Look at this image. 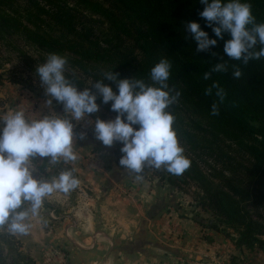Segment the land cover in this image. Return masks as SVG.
<instances>
[{"label":"trees","instance_id":"1","mask_svg":"<svg viewBox=\"0 0 264 264\" xmlns=\"http://www.w3.org/2000/svg\"><path fill=\"white\" fill-rule=\"evenodd\" d=\"M105 1L118 18L109 20L108 30L96 37L85 26L76 28L72 24L65 0H0V36L16 37L49 54L67 55L72 65L94 83L111 70L120 79L134 76L148 80L151 67L161 58L169 59V83L181 92L179 103L171 111L176 115L178 137L187 148L191 165L181 176L160 171V179L175 187L196 180L199 204L236 233L233 243L239 251L264 246V219L256 220L251 214L252 209L264 207V58L248 64L230 60L223 52L230 36L225 33L223 39L215 37L206 18L199 14L205 7L200 0ZM251 3L257 21L264 22V0ZM53 20L55 28L50 26ZM192 21L217 39L208 51H199L185 28ZM221 58L226 59L228 70L214 72L205 80L203 74ZM234 66L242 71L239 79L233 76ZM74 76L80 83L78 88H82L83 81ZM4 81L18 82L0 74V87ZM213 82L225 90L222 103L215 89L211 95L206 94ZM105 83L118 91L111 81ZM97 103L100 112L91 114V118H101L105 113L115 118L111 102L103 104L98 98ZM213 103L218 104V115H211ZM222 146L232 148L236 155H226L219 170H202L195 158H217Z\"/></svg>","mask_w":264,"mask_h":264},{"label":"clouds","instance_id":"2","mask_svg":"<svg viewBox=\"0 0 264 264\" xmlns=\"http://www.w3.org/2000/svg\"><path fill=\"white\" fill-rule=\"evenodd\" d=\"M200 3L205 7L199 14L206 18L215 37L223 39L225 33L229 34L223 52L230 60L248 64L264 58V22L257 21L251 0H200ZM185 28L199 51H208L218 42L198 22H188ZM67 65L66 56L53 52L36 67L41 86L49 97L45 105L51 108L55 100L62 105L63 114L53 110L29 116L21 108L0 114V230L13 236L29 235L33 218L46 224L41 216L46 201L53 194H70L80 186L75 168L59 171L54 168L78 160L76 140L86 139L87 133L77 134L74 122L86 121L97 113L98 98L103 104L111 102L110 109L116 116L109 120L97 116L89 121L94 123V138L106 147L120 143L119 169L136 183H144L149 171L181 176L191 165L178 137L176 115L171 111L179 103L181 92L169 83L172 68L169 59L161 58L155 63L148 80L134 76L120 79L111 70L95 83L89 80L82 90L77 78L66 74ZM227 70L226 59L221 58L203 78L207 80L212 73ZM233 76L237 79L242 76L239 67L234 66ZM105 81L115 84L118 91ZM213 89L222 103L225 90L213 82L206 94L211 95ZM218 114V104L213 103L211 115ZM37 158H46L41 163L42 171L33 166Z\"/></svg>","mask_w":264,"mask_h":264},{"label":"rangeland","instance_id":"3","mask_svg":"<svg viewBox=\"0 0 264 264\" xmlns=\"http://www.w3.org/2000/svg\"><path fill=\"white\" fill-rule=\"evenodd\" d=\"M65 2V11L72 18V24L76 28L85 26L96 37L108 30L111 23L109 20L118 18L114 8L105 0ZM55 23L54 20L51 22V28L56 27ZM1 36L0 74L14 77L18 82L4 81L0 87V114L17 108L23 109L29 116L49 114L53 110L63 114V107L59 102L54 100L51 108L45 105L49 97L36 74L37 65L43 63L49 53L16 37ZM67 69L66 74L76 75L83 81V86H87L89 80H92L69 60ZM92 82L94 83L93 80ZM101 119L109 120L114 117L105 113ZM89 121L94 119L89 116L86 121L74 122V131L77 134L86 132L94 136V123ZM100 145L98 152L115 148L114 157L106 163L109 168L111 166L115 169L116 181L125 177L117 190L122 197L134 193L146 200H160L163 203L162 213H158L159 216L162 215L159 218L165 223V237L161 239L163 243H160L163 250L161 258H153L152 264H264V246L255 245L239 251L233 243L237 238L236 233L223 223L222 218L201 207L200 197L197 196L200 187L196 180H190L189 185L181 187L170 186L160 179V171L153 170L146 174L144 183H136L132 176L119 169L120 143L112 147H106L102 143ZM184 149L187 156V148ZM216 154H219L217 158L201 157L195 160L202 170L209 172L211 169L219 170L226 155H236L232 148L225 146ZM189 156L194 157L191 153ZM42 162L43 158H37L33 166L42 171ZM65 167L71 166L57 165L54 170L59 171ZM38 174L39 172L36 173ZM85 184L81 180L80 186L70 194H53L41 210V216L47 223L33 218V228L29 235L13 236L0 230V264H76L81 258L78 260L75 254L76 233L92 234L95 228L102 225L100 208L96 207L98 202H88V199H95V195L100 198L101 192L96 193L97 191ZM251 214L256 220L264 219V207L252 209ZM88 215L94 220L95 228L88 227L91 223L87 222ZM186 225L193 227L192 232L184 231ZM211 226H216L217 229ZM91 234L86 235V239Z\"/></svg>","mask_w":264,"mask_h":264},{"label":"crops","instance_id":"4","mask_svg":"<svg viewBox=\"0 0 264 264\" xmlns=\"http://www.w3.org/2000/svg\"><path fill=\"white\" fill-rule=\"evenodd\" d=\"M100 144L91 134L84 140L77 139L75 150L79 158L69 164L85 185L96 193L101 192L100 198L95 195L88 202H98L102 225L95 228L94 220L88 215L87 222L91 223L87 226L95 231L76 233L75 254L78 260L81 257L76 264H152L153 258H161L163 250L160 243L165 237V223L159 218L162 215H158L162 213L163 203L134 193L122 197L117 190L125 177L116 181L115 169L106 163L114 157L115 148L98 152ZM192 229L190 225L184 226L185 232ZM88 234L91 236L86 239Z\"/></svg>","mask_w":264,"mask_h":264}]
</instances>
